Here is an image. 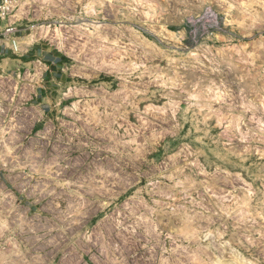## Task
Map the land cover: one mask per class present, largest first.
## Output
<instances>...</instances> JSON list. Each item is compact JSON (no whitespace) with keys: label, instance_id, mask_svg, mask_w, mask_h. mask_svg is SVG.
<instances>
[{"label":"rangeland","instance_id":"1","mask_svg":"<svg viewBox=\"0 0 264 264\" xmlns=\"http://www.w3.org/2000/svg\"><path fill=\"white\" fill-rule=\"evenodd\" d=\"M8 21L0 264H264V0H13Z\"/></svg>","mask_w":264,"mask_h":264},{"label":"crops","instance_id":"2","mask_svg":"<svg viewBox=\"0 0 264 264\" xmlns=\"http://www.w3.org/2000/svg\"><path fill=\"white\" fill-rule=\"evenodd\" d=\"M5 22L4 20L0 19V64L2 65V63L5 61V59H3V57L5 55H7V49L8 47L4 44V38H3V29L5 28ZM22 61V60H21ZM24 63V62H23ZM25 64V63H24ZM58 79L51 75L50 77H46V81H44V84L41 86V88L39 89L40 93V98L42 99H50L52 98V93H53V83H57Z\"/></svg>","mask_w":264,"mask_h":264},{"label":"built area","instance_id":"3","mask_svg":"<svg viewBox=\"0 0 264 264\" xmlns=\"http://www.w3.org/2000/svg\"><path fill=\"white\" fill-rule=\"evenodd\" d=\"M13 8V0H0V19L1 20H6L9 13L11 12ZM21 30L19 29V27L13 23V22H7L5 25V28L3 29V38L6 37H12V45L15 49H17V47H15V41L16 40V35L20 32Z\"/></svg>","mask_w":264,"mask_h":264},{"label":"bare ground","instance_id":"4","mask_svg":"<svg viewBox=\"0 0 264 264\" xmlns=\"http://www.w3.org/2000/svg\"><path fill=\"white\" fill-rule=\"evenodd\" d=\"M89 10V9H88ZM93 10V9H92ZM18 46V43H17V41H15V47H17Z\"/></svg>","mask_w":264,"mask_h":264}]
</instances>
